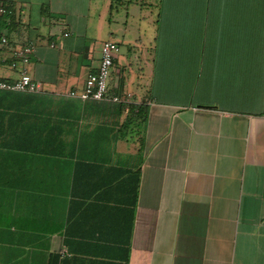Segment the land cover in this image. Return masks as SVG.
<instances>
[{
  "label": "crops",
  "instance_id": "1",
  "mask_svg": "<svg viewBox=\"0 0 264 264\" xmlns=\"http://www.w3.org/2000/svg\"><path fill=\"white\" fill-rule=\"evenodd\" d=\"M0 3V264H264V0ZM104 41L127 102L68 97Z\"/></svg>",
  "mask_w": 264,
  "mask_h": 264
},
{
  "label": "built area",
  "instance_id": "2",
  "mask_svg": "<svg viewBox=\"0 0 264 264\" xmlns=\"http://www.w3.org/2000/svg\"><path fill=\"white\" fill-rule=\"evenodd\" d=\"M9 11L0 3V16L8 17ZM6 24H10V18H6ZM67 34H63L66 37ZM52 47V45H50ZM34 44L31 41H26L21 46H10L8 40L0 32V49H7L11 57L10 68L15 69L17 65L21 66L18 69V76L11 82H6L0 78V91L36 94L42 90L40 83L30 78L25 70L29 56L34 51ZM118 54V46L111 41H104L100 45L99 60L96 71L90 74L84 80L82 87L78 91H70L68 97L78 99L81 102L92 101L101 102L109 101L111 103H126L127 96L124 98L118 95L108 93L107 81L112 69L113 60Z\"/></svg>",
  "mask_w": 264,
  "mask_h": 264
},
{
  "label": "trees",
  "instance_id": "3",
  "mask_svg": "<svg viewBox=\"0 0 264 264\" xmlns=\"http://www.w3.org/2000/svg\"><path fill=\"white\" fill-rule=\"evenodd\" d=\"M133 111H135L133 113ZM128 114L126 117V121L124 123V127H122V129H125V131L123 133H125L128 130H131L132 133H135L137 131V129L139 128V124H140V119L143 117V110L141 106H130L128 108ZM134 114V115H132ZM127 129V130H126Z\"/></svg>",
  "mask_w": 264,
  "mask_h": 264
},
{
  "label": "rangeland",
  "instance_id": "4",
  "mask_svg": "<svg viewBox=\"0 0 264 264\" xmlns=\"http://www.w3.org/2000/svg\"><path fill=\"white\" fill-rule=\"evenodd\" d=\"M111 72V71H110Z\"/></svg>",
  "mask_w": 264,
  "mask_h": 264
}]
</instances>
